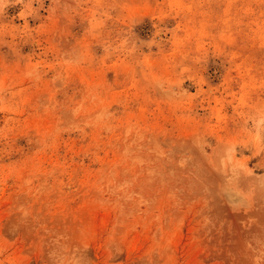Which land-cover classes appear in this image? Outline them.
Returning <instances> with one entry per match:
<instances>
[{
  "label": "rangeland",
  "instance_id": "obj_1",
  "mask_svg": "<svg viewBox=\"0 0 264 264\" xmlns=\"http://www.w3.org/2000/svg\"><path fill=\"white\" fill-rule=\"evenodd\" d=\"M0 264H264V0H0Z\"/></svg>",
  "mask_w": 264,
  "mask_h": 264
},
{
  "label": "bare ground",
  "instance_id": "obj_2",
  "mask_svg": "<svg viewBox=\"0 0 264 264\" xmlns=\"http://www.w3.org/2000/svg\"><path fill=\"white\" fill-rule=\"evenodd\" d=\"M239 199V198H238ZM241 200V199H240Z\"/></svg>",
  "mask_w": 264,
  "mask_h": 264
}]
</instances>
